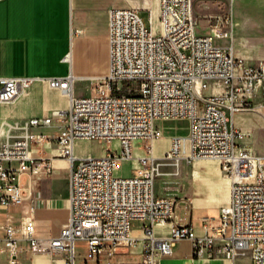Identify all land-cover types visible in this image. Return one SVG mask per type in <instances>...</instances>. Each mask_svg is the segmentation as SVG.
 Segmentation results:
<instances>
[{
  "label": "built area",
  "instance_id": "1",
  "mask_svg": "<svg viewBox=\"0 0 264 264\" xmlns=\"http://www.w3.org/2000/svg\"><path fill=\"white\" fill-rule=\"evenodd\" d=\"M159 6L156 23L148 8L150 25L135 7L110 9L107 90L101 85V94L76 95L73 71L47 78L70 97L69 107L55 112L63 121L58 155L71 165L69 215L57 234H40L33 215L40 200L27 203L21 184L24 173L50 176L53 158L34 156L32 135L0 140V209L5 211L0 239L8 264L20 263L26 252L65 254V264H75L77 240L86 241L85 264L100 262L103 255L109 264H157L184 239L192 241L197 257L235 264L249 252L251 264H264V155L242 144L246 134L234 123L236 112L264 107L254 103L264 87V59L251 64L236 54L232 12L211 33H201L193 0H160ZM216 38L231 41L224 45ZM36 79L0 76V102L14 101ZM212 82L224 83V91L208 94ZM182 118L189 121V134L172 136L157 156L154 142L164 135L157 122ZM51 122L52 117L29 120ZM78 139L115 145L103 155L78 154ZM200 159L219 160L232 187L218 219L204 216V233L197 234L188 199L158 194L155 186L161 165ZM122 160L135 162L132 175L116 174ZM14 204L24 209L14 211ZM136 221L139 236L132 234ZM139 243L143 249L133 255L131 248Z\"/></svg>",
  "mask_w": 264,
  "mask_h": 264
},
{
  "label": "crops",
  "instance_id": "2",
  "mask_svg": "<svg viewBox=\"0 0 264 264\" xmlns=\"http://www.w3.org/2000/svg\"><path fill=\"white\" fill-rule=\"evenodd\" d=\"M115 3L116 0H0V76L37 77L32 86L14 101L0 102V140L32 135L30 143L34 156L53 158L54 170L50 176L35 178L24 173L21 184L27 203L34 197L40 200L33 214L37 225L47 223L56 234L69 215L71 165L67 158L58 155L57 136L63 121L55 112L66 110L70 97L62 89L52 87L47 78L73 71L76 75L75 94L79 96L84 95L77 92L79 80L100 81L97 72L104 65L108 71L109 66V11L119 6ZM155 11L158 15V10ZM67 54H70L69 60L65 59ZM236 54L243 58L238 52ZM224 89V83L212 82L207 93L217 94ZM263 96L262 91H258L254 103L263 102H256ZM245 111L248 110L235 113L234 123L247 128L249 119L244 115ZM35 117H52V122L48 125L30 124L29 120ZM38 135H44V139L39 141ZM170 142V136L165 145L160 139L156 140L155 153L159 148L166 151ZM197 164V160L194 161V165ZM202 165L188 172V193L174 195L188 199L190 219L197 234L204 233V216L218 219L221 208L230 202L232 187V179L222 173L221 167ZM59 177L64 180L62 186L55 182ZM11 209L19 212L24 207L14 204ZM4 219L5 211L0 209V226ZM140 224L135 222L133 235H141ZM0 232H4L1 227ZM134 247L141 252L143 243ZM183 248H188L192 255L188 263L175 256ZM223 259L195 256L192 241L184 239L176 243L172 255L162 256L157 264H208ZM241 261L245 258H239L235 264ZM248 264H251L250 256Z\"/></svg>",
  "mask_w": 264,
  "mask_h": 264
},
{
  "label": "rangeland",
  "instance_id": "3",
  "mask_svg": "<svg viewBox=\"0 0 264 264\" xmlns=\"http://www.w3.org/2000/svg\"><path fill=\"white\" fill-rule=\"evenodd\" d=\"M114 5L119 6H132L139 9L141 16L145 23L150 25L149 11L150 9H156L159 12L160 0H116ZM194 13L199 25L201 33H211L216 24H221L222 19L232 12L235 19V48L236 52L243 56V58L251 64H259L264 59V0H193ZM231 39L229 38H216V42L219 44H229ZM100 81L91 82L90 80H79L77 82V92L84 94L81 96H87L89 94H101L99 91L101 85L102 88L107 90V84L105 75L107 74V65H104L102 70L97 72ZM264 87L262 88L263 93ZM264 102L263 98L258 97L256 102ZM262 103V102H261ZM244 115L248 117L247 128L238 126L245 132V137L242 140L243 145L247 146L250 150L258 155H264V107L258 106L254 110H248L244 112ZM188 120L187 119H172V120H159L157 123L164 129V135L160 138L163 145L167 142L169 136L172 138L174 135L188 134ZM139 145H144V142L139 141ZM115 143L107 140H88L78 139L76 142V152L78 154H92L103 155L107 149L113 147ZM169 145V143H168ZM168 145L166 149L168 148ZM165 150L159 148L155 153L161 156ZM138 152H143L139 149ZM197 165L194 162H187L183 160L180 166L176 165H161L160 173L156 180V192L158 194L167 195H181L182 193H188V172L191 168L203 167L202 164H209L212 167L215 166L220 169L219 160L215 159H200L197 160ZM135 162L122 160L116 169V174L121 176H130L133 174ZM224 173V172H222ZM35 178H39V175H34ZM60 186L64 185L63 178L59 177L55 181ZM140 223L137 221V225ZM38 230L41 235L56 234V231L47 224L38 225ZM141 234V233H140ZM4 235V232H0V237ZM3 241L0 239V264H8V253L1 249ZM76 263H86V241L77 240L76 244ZM137 247H132L131 251L133 255H138ZM249 256L248 252L242 258L245 261H241L240 264H248ZM21 261L18 264H65V254H43V253H27L24 258L20 257ZM88 264H109L107 256L103 255L100 258V262L91 260ZM208 264H231L227 259L221 261L212 262Z\"/></svg>",
  "mask_w": 264,
  "mask_h": 264
},
{
  "label": "bare ground",
  "instance_id": "4",
  "mask_svg": "<svg viewBox=\"0 0 264 264\" xmlns=\"http://www.w3.org/2000/svg\"><path fill=\"white\" fill-rule=\"evenodd\" d=\"M152 11H153V18L155 21L157 19L156 11H155V9H152ZM154 23H156V21ZM154 28H156L155 24H154ZM242 128H245V127H242ZM175 256L177 258H179L183 263H188L190 261L192 255H191L190 251H188V248H183L179 252H176Z\"/></svg>",
  "mask_w": 264,
  "mask_h": 264
}]
</instances>
